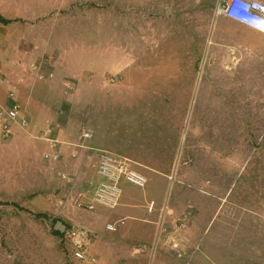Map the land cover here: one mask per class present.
Segmentation results:
<instances>
[{
	"label": "rangeland",
	"instance_id": "rangeland-1",
	"mask_svg": "<svg viewBox=\"0 0 264 264\" xmlns=\"http://www.w3.org/2000/svg\"><path fill=\"white\" fill-rule=\"evenodd\" d=\"M224 1L0 0V17L10 21L0 22L4 48L35 43L42 62L31 94L38 112L21 88L26 117H4L8 91L19 90L0 85V264H99L72 254L95 209L83 193L89 172L82 183L70 165L89 150H71L83 130L93 134L84 146H98L122 107L146 111L135 136L180 129L167 205L191 240L166 264H264V34L218 15ZM29 62L0 61V79L30 74ZM118 88L134 96L117 101ZM121 187L124 197L141 193ZM177 189L180 203L172 200ZM152 238L157 231L142 241ZM148 247L139 263L157 264L155 244Z\"/></svg>",
	"mask_w": 264,
	"mask_h": 264
},
{
	"label": "crops",
	"instance_id": "crops-1",
	"mask_svg": "<svg viewBox=\"0 0 264 264\" xmlns=\"http://www.w3.org/2000/svg\"><path fill=\"white\" fill-rule=\"evenodd\" d=\"M257 1L264 3V0ZM32 44L33 47L26 42H21V40L18 39L13 42L11 47L5 49V44L1 43L0 40V61H30L28 65L33 66L30 67V74H25V76L23 75V71H20L15 79H9L8 74L4 75L5 78L3 77V79H0V85H5L6 89L13 86L15 87L16 85V89L19 90V92L17 91L18 95L14 90H9L6 95V100L7 103H9L8 97L12 93L20 105V113L18 116L20 120H23L26 117L24 112L29 104L28 102H24V100L27 99L25 98L26 93L21 91V88H29L30 94L28 99H31L30 104L32 105V110L38 112V106L36 105L38 99L36 98V101L34 95L31 98V94L33 92L35 93L38 89L35 85L38 82L37 73L39 67L42 65V62H38L41 61V59L36 55L38 53L36 50V44ZM38 49L41 50L39 47ZM129 88L131 89V86ZM121 90L124 89H115V97L117 101H120V98L134 96L129 95L133 94V92L127 95H124V93L120 94ZM104 93H106V91H104ZM17 96H19L20 102L17 99ZM123 109L125 108L122 107V109L119 108L115 110L116 115H119L115 119V125L112 127L111 123L109 124L104 134L105 137L102 135L99 139V145L97 146L93 144V146H91L93 151L89 150L82 152L79 154V158H77V160H70V165L76 166L74 175H77V178L80 179L81 182L83 181L82 183H84L87 178L86 176L79 175L83 174V171L89 172V179L85 183L88 189H86L87 192L83 193L84 196L87 197L88 202L91 203L93 210L95 209V211L92 212V215L90 214L85 217L84 222L86 224L84 226V234L83 236H78V240L76 239V242L84 247L86 255V259L84 261L88 263L93 262L91 260H94V263H96V259L98 257L99 264H105L106 259H110L112 263L115 264L117 263L118 257L121 259L125 256L132 260L131 263L134 262L136 264H140L139 261L141 258L145 261L148 259L149 249H151L148 245L154 246L155 244V247L158 250L156 253V263L166 264L167 255L170 254L172 259H176L175 257H178L180 253H175L173 250H177L179 247L183 248L185 244L188 245L189 240H191L190 235L182 231L186 226L180 228L182 230L176 227L174 222L176 214L175 210L170 208V205L172 204L167 205V190L169 189L168 182L172 183V177L175 178L174 170H170L171 162H173L174 156H172L169 151L171 150V146L172 149H176L177 136L179 135L180 129H178V126L175 127V125H173L172 129L169 127L165 131L157 129V127L156 129L154 128V130L146 128L144 129V133L140 132L141 137L145 138V141H143V143L134 144V137L141 138L140 136H135L134 134L137 119H139L140 115L146 111L142 109L140 110L139 107L132 109L127 108L126 112H123ZM131 110L137 112L135 113L136 115H133ZM160 131H163L161 136L158 134ZM65 134L66 133L62 131L59 137L64 136ZM173 135L174 138L172 139ZM106 138L108 139L107 142ZM73 146L74 147L71 151H74V148L77 147L76 145ZM96 149L107 150L117 155H123V157L126 156L128 159L130 157L131 161L136 163V167L134 166L135 170L142 173L147 180L145 187H135L141 190V193L124 197V190L121 186L130 184L122 181L120 183L121 196L119 199L120 203L118 202L119 204L117 203L113 209H105L102 206L95 204L92 200V196L94 186L99 182V177L96 173ZM73 161H78L79 164H73ZM165 162L170 163L168 164L169 167H167V165H161V163ZM69 167L71 168V166ZM85 193H87V195ZM172 194V200H175L174 203H177V201L180 203V201L184 200L183 198L181 199L180 195H183V191L180 189H177L176 192H172ZM150 203H152L151 209H149ZM96 208H99V210ZM101 208L105 210H113L115 212L107 215L102 212ZM130 221L137 222L128 223ZM107 225H112L114 227V231L107 229ZM107 231L115 232L116 234L111 237L109 236L110 238L104 242L105 238L103 236L107 233ZM156 231L158 234L157 240H153L152 238L147 242L142 241L145 234L150 233L154 236ZM118 238L121 240L120 242L124 244L123 246L122 244L117 243L119 242ZM123 239H125V241H123ZM165 249L167 250L166 253L164 252ZM189 257H191V254ZM138 258L140 259L137 260Z\"/></svg>",
	"mask_w": 264,
	"mask_h": 264
},
{
	"label": "built area",
	"instance_id": "built-area-1",
	"mask_svg": "<svg viewBox=\"0 0 264 264\" xmlns=\"http://www.w3.org/2000/svg\"><path fill=\"white\" fill-rule=\"evenodd\" d=\"M218 15H222L236 23L264 34V3L257 0H225L223 5L217 10ZM8 105L4 112L6 118L18 120L20 105L11 93L8 97ZM7 127V126H6ZM93 138L90 131L83 130L76 146L91 150L84 145ZM96 173L100 181L94 189L93 202L105 209H113L119 202L121 196L120 183L122 181L138 188L145 187L147 180L144 175L135 170L133 162L121 155L114 154L107 150H97ZM54 160L58 155H53ZM60 176L64 175L59 173ZM150 203L149 209H151ZM107 229L113 230L112 225H107ZM74 234V233H73ZM72 254L77 261L86 259L82 245L73 243ZM94 262V260H91Z\"/></svg>",
	"mask_w": 264,
	"mask_h": 264
},
{
	"label": "trees",
	"instance_id": "trees-1",
	"mask_svg": "<svg viewBox=\"0 0 264 264\" xmlns=\"http://www.w3.org/2000/svg\"><path fill=\"white\" fill-rule=\"evenodd\" d=\"M0 22L5 25L10 23L9 20L3 19L2 17H0Z\"/></svg>",
	"mask_w": 264,
	"mask_h": 264
},
{
	"label": "clouds",
	"instance_id": "clouds-1",
	"mask_svg": "<svg viewBox=\"0 0 264 264\" xmlns=\"http://www.w3.org/2000/svg\"><path fill=\"white\" fill-rule=\"evenodd\" d=\"M261 33V32H260Z\"/></svg>",
	"mask_w": 264,
	"mask_h": 264
}]
</instances>
